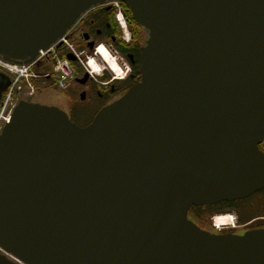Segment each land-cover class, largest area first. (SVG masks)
Returning <instances> with one entry per match:
<instances>
[{
    "label": "water",
    "instance_id": "water-1",
    "mask_svg": "<svg viewBox=\"0 0 264 264\" xmlns=\"http://www.w3.org/2000/svg\"><path fill=\"white\" fill-rule=\"evenodd\" d=\"M107 2L148 35L140 79L85 128L18 103L0 133V264H264V231L188 218L264 190V0H0V59L32 64ZM9 85L0 73V99Z\"/></svg>",
    "mask_w": 264,
    "mask_h": 264
},
{
    "label": "flooded vegetation",
    "instance_id": "flooded-vegetation-1",
    "mask_svg": "<svg viewBox=\"0 0 264 264\" xmlns=\"http://www.w3.org/2000/svg\"><path fill=\"white\" fill-rule=\"evenodd\" d=\"M120 7L123 11L127 38L120 30L114 8L110 4L107 7L90 8L66 33L67 40L74 46L76 52L81 54L82 60L86 61L92 56L98 57L95 50L101 46L121 69L120 73L115 75L108 71L104 62L101 63L99 60L103 66V72L101 76L96 75L99 77L94 78L84 70L80 74L79 67L74 65L75 77L69 81L63 91H60L62 107L54 105L50 107L64 112L69 120L80 128L89 126L101 110L122 98L140 79L141 50L147 42L148 35L133 22L128 9L122 5ZM54 52L59 58L66 54L62 46L56 48ZM53 66L51 54L40 60L34 67L37 74L36 82L41 84L44 81L49 82L50 87L54 89L56 81ZM122 70L125 77L119 78ZM259 150L264 154V143L259 146ZM215 207L220 214L232 215L234 226L220 232L215 231L214 234L242 236L252 231H264V190L242 200L219 203Z\"/></svg>",
    "mask_w": 264,
    "mask_h": 264
},
{
    "label": "built area",
    "instance_id": "built-area-1",
    "mask_svg": "<svg viewBox=\"0 0 264 264\" xmlns=\"http://www.w3.org/2000/svg\"><path fill=\"white\" fill-rule=\"evenodd\" d=\"M114 8L116 10V18L119 22L121 28L125 29V23L123 14L119 4L114 3ZM60 43L63 45L67 52L73 53L77 60L80 62V55H77L74 51L73 46L69 43L66 38L60 40ZM55 47L50 48L45 52H39L38 58L35 62L28 66L22 65H13L6 63L0 59V72L5 74L10 79V86L8 90L3 95V98L0 102V132L5 124L9 123L11 119V115L20 101L19 99H23L22 95H25L26 88H30L33 86V82L37 80V74L34 71L35 65L42 59H44L48 54L52 55V60L54 63V73L55 78L58 83V87L61 89H65L69 83L73 79L74 71L69 62L64 59L59 58L56 53ZM33 94V90L28 92L26 95L27 98H30L31 94ZM218 228L227 226L229 224L224 218L218 219V223H216Z\"/></svg>",
    "mask_w": 264,
    "mask_h": 264
},
{
    "label": "rangeland",
    "instance_id": "rangeland-1",
    "mask_svg": "<svg viewBox=\"0 0 264 264\" xmlns=\"http://www.w3.org/2000/svg\"><path fill=\"white\" fill-rule=\"evenodd\" d=\"M143 37H144V39L146 38L145 34H144ZM98 47H101V46H98ZM109 57L111 59V62L113 61L115 63V61L113 60V57H111L110 54H109ZM96 58H98V57H96ZM88 59H92V58L88 57ZM99 60H100L101 63H103L102 59H99V58H98V60H95V61H96L97 65L103 70V66L99 62ZM85 64H86L85 60H83V65H85ZM105 65H107V67L111 68L110 65H108V64H105ZM80 67H81V68H79L80 69V74H82L84 69H83V67L81 65H80ZM85 67H86V65H85ZM92 72H91V69H90L89 73L91 74ZM91 75H92V77L97 78V76L95 74H91ZM73 77H75V76L73 75ZM118 77L119 78H122V77L124 78L125 77V73H124L123 70H122V74H120ZM55 85L56 86L53 89V88L50 87L49 82H45L44 81L42 84H41V82H33V86H31L30 88H26V91H28V92H31V90H33V94L30 93L31 96H30V98H28V100L30 102H33L34 104H39V105H42V106L50 107V106L54 105V106H61L62 107L63 102L61 101L60 91H63V90L58 87V83H56ZM28 92H25L24 93L25 95H22L23 99H27L26 95H28ZM19 100H22V97ZM217 216H220V215H217ZM229 216H230V220H231V218L234 219V217L232 215H229ZM189 217L200 228H202V229H204V230H206L208 232L215 233L211 219H208L207 217L204 216L200 220H197L192 212L189 215ZM227 219L229 220V218H227Z\"/></svg>",
    "mask_w": 264,
    "mask_h": 264
},
{
    "label": "bare ground",
    "instance_id": "bare-ground-1",
    "mask_svg": "<svg viewBox=\"0 0 264 264\" xmlns=\"http://www.w3.org/2000/svg\"><path fill=\"white\" fill-rule=\"evenodd\" d=\"M96 53H97L98 58L102 59L104 64L110 65V67L112 68V69L109 68L111 72L116 73L119 70L116 67L115 63L113 61L111 62L109 54L104 47H99V49L97 50ZM87 66L90 67L89 70L91 69V71H93V74H95V75H100L102 72V69L97 65L96 61H94V60H90ZM227 221H229V220L227 219ZM216 223H218V220L216 221ZM216 223H215V226H216Z\"/></svg>",
    "mask_w": 264,
    "mask_h": 264
},
{
    "label": "trees",
    "instance_id": "trees-1",
    "mask_svg": "<svg viewBox=\"0 0 264 264\" xmlns=\"http://www.w3.org/2000/svg\"><path fill=\"white\" fill-rule=\"evenodd\" d=\"M191 211L197 220H200L204 216L210 218L217 214H220L215 206H204L198 208L192 207Z\"/></svg>",
    "mask_w": 264,
    "mask_h": 264
}]
</instances>
